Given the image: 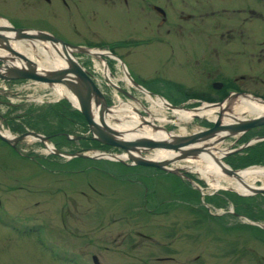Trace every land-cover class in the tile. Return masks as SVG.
Instances as JSON below:
<instances>
[{
    "label": "flooded vegetation",
    "instance_id": "1",
    "mask_svg": "<svg viewBox=\"0 0 264 264\" xmlns=\"http://www.w3.org/2000/svg\"><path fill=\"white\" fill-rule=\"evenodd\" d=\"M8 2L22 8L24 19L44 25L43 28L25 26L26 29L48 32L70 45L75 58L76 55H86L91 60L95 59L103 69L108 66L119 69L123 75L121 80L141 92L145 100L160 96L169 104L178 106L176 104L179 103H216L231 96L232 113L235 106L245 103V100L264 107V0H0V5ZM82 68L95 82L94 77ZM129 69L133 74H129ZM121 89L118 91L124 98L136 99L134 94ZM261 112L258 115L264 114V109ZM239 115L246 118L249 114L240 112ZM82 118L88 134L71 133L72 136H81L76 139L58 132L67 140L60 143L68 146L79 142V149H55L81 152L90 148L87 143L94 140L83 115ZM201 123L203 128L212 125L205 118ZM56 135L48 136L51 139ZM257 137L260 138L249 142ZM223 140L228 141L225 149L230 153L222 160L227 156H237L241 161L231 166L236 169L249 163L247 152L264 148V124ZM17 144L15 147L7 145L18 152ZM52 155L64 157L66 161L77 158ZM262 157L264 159V153ZM123 164L126 168L156 169L166 175L167 180L159 185L164 198H158L155 191L151 197L145 192V179L159 184L154 176L138 175L132 180L125 179L142 183L144 188L140 209L147 213L149 224H152H148L146 233L136 231V235L149 245L163 249L155 260L188 264L189 247H203L205 241L216 238L228 247L229 255L203 256L197 253L193 256L196 264H203L206 257L216 264H264V255L252 253L246 245L251 240L247 237L242 240L245 243L242 245L244 255L231 256L232 250L239 251L235 245L238 239H231V233L249 237L255 235L253 232H259L261 239L256 240L264 247V213L255 219L245 218L246 223L234 221L240 214H245L243 211L257 212L258 208L233 209L227 216L220 217L226 212L217 213L204 205H188L189 176L183 166L171 172ZM249 195H253L251 199L264 210V192ZM256 196L261 197L256 199Z\"/></svg>",
    "mask_w": 264,
    "mask_h": 264
},
{
    "label": "rangeland",
    "instance_id": "2",
    "mask_svg": "<svg viewBox=\"0 0 264 264\" xmlns=\"http://www.w3.org/2000/svg\"><path fill=\"white\" fill-rule=\"evenodd\" d=\"M0 18L18 28L44 27L40 22L24 19L22 8L12 2L0 5ZM21 43L32 51L29 55L36 62L44 55L43 47L49 45L45 41L37 42L33 39H23ZM76 58L94 77L106 98L109 108L105 116L107 124L116 123L114 118L117 116L113 113L114 109L121 108L120 105L122 108L131 105L133 110L139 112L143 118H148L143 107L153 106L159 114L155 115L156 112L155 114L153 112V123L167 129L169 134H178L180 127H184L185 135L204 127L201 123L203 117H192L182 121L176 112L166 108L165 105L157 106L155 102H159V99L147 97L145 100L141 97L143 95L141 92L121 80L123 75L119 69L108 66L110 81L136 96V99L124 98L116 88L108 84L104 75L105 67L103 69L95 59L91 60L86 55H76ZM128 72L133 74L131 69ZM58 87L62 86L57 84L49 86L25 79L10 81L0 79V130L2 133L13 136L31 130L24 127L23 131H13L11 122L22 120V117L10 116L22 111H35L37 106L39 108L35 114L38 116L43 114L42 110L47 104L62 100H66L75 109L67 98L55 94ZM12 104L16 107L9 110ZM201 104L179 103L176 105L191 107ZM133 110L120 111L119 114L122 118L132 117ZM48 114L39 119L40 124L50 125L53 122L54 119ZM82 125L75 123L71 127L73 134H88ZM148 130L155 133L152 129ZM56 134L47 141L55 148L77 150L81 146L79 142H72L65 146L59 142L64 136ZM87 145L90 148L81 152L93 157H87L88 159L77 157L66 161L64 157L52 155L53 153L48 152L45 146L33 137H26L20 141L17 144L18 152L0 140V264H93L92 255L97 257L100 264H178L155 260L156 256L162 254L163 249L161 250L158 245H149L147 241L136 235V231L146 233L148 226L152 223L149 224L147 213L143 210L141 212L140 209L143 205L140 204L144 189L142 183L125 180L128 178L132 180L138 175L154 176L160 181L159 184L145 179L147 186L145 192L150 196L155 191L158 198H164V191L159 185L167 180L165 173L156 169L126 168L123 162L129 163V160L113 159L112 155H118L116 149L100 147L94 142H88ZM214 146L226 148L228 141L222 140ZM154 149L142 151L141 156L150 158L157 151ZM101 152L108 155L95 156ZM236 158L227 156L225 160H221L231 167L241 161ZM187 159L189 160H178L170 167H186L189 176L188 205H204L217 213L226 212L220 215L225 217L229 211L236 209L234 197L235 200H238V197H253V195H242L232 189L231 183L234 179L226 174H224L226 179H221L220 182L224 187L213 188L214 181L208 178L210 186L198 170L189 168L194 162L191 160L193 158ZM252 160L236 169L241 171L264 167V159ZM199 165L202 167L204 161ZM121 172L125 173L121 175ZM262 181V178L258 176L249 180L254 186H261ZM260 197L256 196V199ZM245 218L248 216L242 213L234 221L246 223ZM227 221L228 219L225 220ZM246 231L250 232L248 229ZM258 233L255 231L253 232L255 235L249 237L242 233L239 236L231 233V239H238L235 245L239 248L236 252L232 250L231 256L237 258L239 255H244L242 245L245 243L242 240L246 237L251 239L246 245L252 253L264 255V247L257 242L261 239ZM219 235H221L220 231ZM207 242L202 244L203 247L195 249L188 246V264H196L193 256L197 253L203 256L229 255L228 247L216 238L214 241ZM203 264L216 263L213 259L206 257Z\"/></svg>",
    "mask_w": 264,
    "mask_h": 264
},
{
    "label": "water",
    "instance_id": "3",
    "mask_svg": "<svg viewBox=\"0 0 264 264\" xmlns=\"http://www.w3.org/2000/svg\"><path fill=\"white\" fill-rule=\"evenodd\" d=\"M23 39H33L47 42L63 59L65 65L60 68H50L48 70L40 67L36 61L24 52H21L13 47V43L19 42ZM57 47L59 50H57ZM124 74L125 77L129 79L126 71H124ZM0 79H29L35 82L45 83L49 86H53L55 84L63 85L70 93L76 96L78 102L76 108L83 115L91 138L101 144L120 150L119 155L124 154L125 157L130 160L131 164L155 167L174 172L178 171L180 167L170 168L168 166L169 164L186 158H196L201 152H207L222 173L241 182L243 187L247 190V194L264 192V187L253 186L239 178L237 174L239 169H232L222 162L221 158L228 155L230 150L223 149L222 154L217 157L213 154V151L217 150L213 147H209L221 142L226 137L243 133L251 127L264 124V114H257L245 118L232 113L230 100L231 96H227L226 99L220 102L206 103L208 107L212 108L211 115L214 116V118L210 119L205 118L212 123L209 127L198 129L197 131L191 132L187 135L174 134L170 139H153L144 136L133 139H125L120 135L122 131H117L105 125V116L109 111L105 98L99 87L95 84L91 77L87 75L76 60L70 45L62 42L48 32L18 28L6 22L0 24ZM130 82L135 84L132 81ZM109 84L117 90L122 91V89L116 84L112 82H109ZM138 88L143 90L141 87ZM157 98L162 100L165 106L170 110L180 109L178 106L169 104L160 96H157ZM197 107L199 106L185 109H193ZM144 108L145 107H143V110ZM138 114L141 116L139 112ZM225 116L229 117L230 121L223 122V117ZM191 117L200 116L194 114ZM143 124L150 125L153 128L158 127L149 120H144ZM65 135L68 138L77 139L81 137L71 136L68 134ZM26 137L36 138L43 144H45V142L49 139L48 135H43L33 130H26L20 134L10 137L3 135L0 131V140L12 147H15L18 142ZM259 138L260 137L251 139L249 142ZM154 148L166 149L173 152V154L172 156L163 159H150L141 156L142 151ZM53 152L66 157H93L81 152H65L54 148ZM105 155L108 154L101 153L96 154L95 156L103 157ZM112 156H114L113 159L122 161L119 156ZM91 259L93 264H100L95 255H92Z\"/></svg>",
    "mask_w": 264,
    "mask_h": 264
},
{
    "label": "bare ground",
    "instance_id": "4",
    "mask_svg": "<svg viewBox=\"0 0 264 264\" xmlns=\"http://www.w3.org/2000/svg\"><path fill=\"white\" fill-rule=\"evenodd\" d=\"M5 23V20L0 19V24ZM37 42H39L38 40H35ZM48 46V47H47ZM44 46V55L43 57H41L37 64L42 67V68H47V69H54V68H60L63 67L65 65V62L63 61V59L57 54V52L55 51V49H53V47H51L50 45ZM13 47L21 52H24L26 55H28L30 57V53H32V51L27 48L26 46H24L21 41L13 43ZM57 50L58 47H57ZM49 54V55H48ZM31 58V57H30ZM105 63H103L104 65ZM104 75L106 76V78L110 77L109 74V70L105 69L104 71ZM109 79V78H108ZM110 80V79H109ZM57 85H61V84H57ZM62 87H58V89H56L55 94L58 96H65L67 97L71 103L73 104H77V98L75 95H73L72 93H70L63 85H61ZM160 100V99H159ZM246 103V104H245ZM245 103H242L240 105L235 106L234 110V114L239 115L240 112H246L249 115H256V114H260L262 113L261 111L264 109V107H262V104H258L252 101H247L245 100ZM155 104L159 107H162L164 104V102L162 100H160L159 102H155ZM121 108L117 107V109L113 110V113L119 117V118H114L116 119V123H108L107 124V119H105V125L109 126L110 128H113L117 131H122V133L120 134L122 138L125 139H133V138H137L140 136H144L147 138H153V139H170L171 136H173V134H169L168 131H166L165 129H163L160 125H157L158 127L153 128L150 125H144L143 121L144 120H149L152 121L153 120V112L155 115L158 114V111L154 110L153 106H150V108H144L145 112L148 115V118H143L142 116H140L135 110H133L134 108L130 105L127 106L126 108H122V105H120ZM234 107V106H233ZM262 109V110H261ZM125 110H133L132 113V117H126V118H122L121 115L119 114L120 111L124 112ZM173 112H176L178 114V117L180 120H188L189 118H191L192 115L196 114L199 116H206L207 118H213L211 115V110L212 108L208 107V105H206L205 103H203L201 106L197 107V108H193V109H185V108H180V109H171ZM137 114V116L135 114ZM159 115V114H158ZM230 121V118L225 116L223 117V122H228ZM153 122V121H152ZM148 129H152L155 133L151 132V130L149 131ZM184 131V127H180L179 128V133L178 135L183 134ZM5 136H10V134L5 133ZM50 146V145H48ZM209 147H213L215 150L217 151H213V154H215V156L219 157L222 152L223 149L216 147V146H209ZM212 149V148H211ZM213 149V150H214ZM154 150H157L153 156L150 157V159H163V158H168L170 156H172L173 152L168 151L166 149H162V148H156ZM120 158H125L124 154L118 155ZM185 160H189V159H185ZM191 160H194L192 166H189L190 169H196L198 170V173L201 174L205 179L206 182L210 185L211 183L209 182V177L214 181V187L213 188H221L224 187L220 184L221 179H226L224 173H222L219 169V167L217 166V164L214 163V161L211 159V157L208 155L207 152H201L196 158H193ZM204 161V165L201 167L199 164L200 162ZM237 174L239 176V178H241L244 182L251 184L249 182L250 179L255 178V177H261L262 178V184L260 187H264V167H255L253 169H246V170H239L237 171ZM233 180V183H231V188L234 189L236 192L238 193H245L247 192V190L243 187V185L241 184V182L237 181L235 178L231 177ZM211 186V185H210Z\"/></svg>",
    "mask_w": 264,
    "mask_h": 264
},
{
    "label": "trees",
    "instance_id": "5",
    "mask_svg": "<svg viewBox=\"0 0 264 264\" xmlns=\"http://www.w3.org/2000/svg\"><path fill=\"white\" fill-rule=\"evenodd\" d=\"M18 105H20V103H18ZM15 107L16 105L12 104L9 110L14 109ZM37 108L39 107L37 106ZM37 108L35 109V111L34 110L22 111L21 113L10 116L12 118L22 117V120L19 119V121L17 122L15 121L11 122L13 123L11 126V129L13 131L18 132V131H23L24 127H28V129H31V130L41 132L47 135H52L60 131L71 133L72 132L71 127L75 123L76 124L80 123V124H83L82 126H84L85 122L82 118V115L78 112V110L72 108L66 100L47 104L42 110L43 114H40V116H38V114H35V112L38 111ZM46 114L51 115V118L54 119L50 125H47V124L42 125L39 122V119L46 117L45 116ZM59 142L64 143V142H67V140L63 137V139ZM59 142H56V143H59ZM92 142L97 144L96 141H92ZM247 153L249 155L247 158L250 160L258 159V158L263 159L262 154L264 153V148L262 149L258 148L255 151L247 152ZM251 198L252 197H247V198L238 197V200H235V197H234L233 200L236 203V209L238 208L247 209L250 207L258 208L259 210L257 212L243 211L245 215H247L248 217L252 219H255V218L260 217V215L264 213V210H262L260 205ZM263 208H264V205H263Z\"/></svg>",
    "mask_w": 264,
    "mask_h": 264
}]
</instances>
